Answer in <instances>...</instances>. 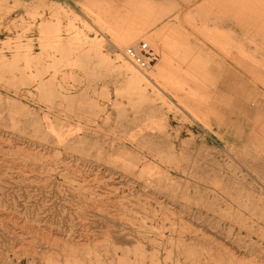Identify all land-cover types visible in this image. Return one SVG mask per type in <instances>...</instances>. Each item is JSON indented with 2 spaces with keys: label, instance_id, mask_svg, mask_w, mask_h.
Segmentation results:
<instances>
[{
  "label": "rangeland",
  "instance_id": "1",
  "mask_svg": "<svg viewBox=\"0 0 264 264\" xmlns=\"http://www.w3.org/2000/svg\"><path fill=\"white\" fill-rule=\"evenodd\" d=\"M48 1L0 0V264H218L217 252L264 264V181L239 159L264 149V0H155L193 33L178 53L193 71L182 99L138 98L92 51L79 61L88 29L72 28L69 8L142 68L147 45L165 51L162 28L144 34L142 20L166 27L168 13L148 0ZM82 239L95 243L72 263L58 255Z\"/></svg>",
  "mask_w": 264,
  "mask_h": 264
},
{
  "label": "bare ground",
  "instance_id": "2",
  "mask_svg": "<svg viewBox=\"0 0 264 264\" xmlns=\"http://www.w3.org/2000/svg\"><path fill=\"white\" fill-rule=\"evenodd\" d=\"M49 1L51 2L55 0H49ZM132 1L135 2L136 0H132ZM148 5L152 13H160V11H163V12L165 11V13H168L167 18H170V21L172 20V22L168 24L166 27L159 26V24L162 23V19L159 16H157L156 19L154 20H146V21L142 20V24L144 26L150 25L151 27L148 30L146 26V28H144L141 32H144L145 34V33L150 32L151 30L154 31V30H158L159 28H162V32H163L162 37L164 36L165 51L163 50L162 46L157 47L153 45V43L151 45H147L149 47L148 49L151 50L150 54L153 55V57H150L151 63H152L150 66L146 68H142L141 66L137 65L134 62V60H132V58L130 57L131 54L126 53L127 51L126 42L125 44L122 42L120 43L112 42L109 38H107L106 34L102 31V29L100 27H97L96 24L93 21H91L89 18L86 17L87 20L86 18H83V21H81L82 27L77 25L76 20H79L82 18L79 14L75 12L73 8H69V11L74 15V17L71 19L72 28L75 29L76 32L77 30L81 32L83 27L88 29V33H84L83 37L81 38L83 39L84 42L78 48L79 53L77 54L76 57L80 61L81 58L84 59L85 56L88 58L92 51L100 59L99 63L103 64L106 70H111L113 71V73H117V75H119L120 77L126 80L127 87H129L132 90V93L135 94L138 98H148L152 96H160L161 94H163V91L165 89L170 88L172 90H176V91H172V93L176 97L182 99L181 96L185 95L187 90H189L188 87H190V84L185 81V78H184L185 76L183 75L186 74V72L189 73V71L191 72L193 71L189 69V67H186L189 64L190 59H184V58L178 59V57H180L181 55V54L179 55L178 53L179 51L183 50V48L188 49L191 43L190 38H192L193 33L187 29V27L184 24L185 22L181 18V15L180 16L178 15L177 11L181 13L180 9H174L172 8V6L162 5L155 0H148ZM64 9L68 11L66 8ZM106 10L107 8L102 9V11L107 13V17L108 16L113 17L116 15L119 16V14H116L113 8L108 9L107 11ZM174 13H176V16L174 15ZM258 22L263 23L264 21L259 20ZM225 23L227 24L226 27L232 28L233 27L231 25L232 23H244V19L241 18V19H236V21H233L232 19L228 18L225 20ZM92 31L94 32V35L91 33ZM99 33L100 35H98ZM101 35L108 39L106 43V47L114 54V57H111L102 51L101 49L102 41L97 40L100 38ZM137 37L141 38L142 36L138 35ZM144 42L146 43L147 41L144 40ZM127 52L129 53V51ZM141 52L143 51L141 50ZM143 53L148 54L149 52L145 51ZM137 58L139 59V57ZM153 59H155L154 62H153ZM161 79H168L171 83L174 82L175 84L172 87L170 86L167 87L168 85L166 84L163 85L161 83ZM89 88L90 86L88 85L87 89ZM86 96L89 97V91H86ZM255 96L256 94H253L252 98H249L250 104H256L259 101V98ZM114 104L116 105L117 103H114ZM171 109L172 108H170V110ZM167 118L168 116L164 114V116L161 117V120L163 119L167 120ZM223 126H225V124ZM78 143L83 144L84 142L80 141ZM149 152L151 153L152 151L149 150ZM228 152L231 156L234 153V149L231 145L228 147ZM126 153L128 155H131L132 158H136L139 161L142 158H144L146 154L142 149L135 148V147L133 148L128 147ZM239 159L242 163H244L243 166L248 167L252 172L256 173L264 181V149L260 150L257 155H254L252 157H247V156L239 157ZM122 166L125 167L132 174H135V175L137 174L140 177L144 178L145 182L150 180V178L148 177L151 175V171L144 170L138 173L135 170V166L132 168V166L125 165L124 163H122ZM165 181L162 183L161 181L159 182V188H162L165 186ZM152 182L153 180H150V182H148V185L151 186ZM77 184H78V187L81 188L82 190L83 189L87 190L86 188L87 184L84 181L82 183L77 182ZM82 240H80L79 242L76 241L73 243H71L70 241H64L63 243H59L60 245L57 249L58 255L61 256L62 258H65L67 262L72 263L71 258L73 256H77L76 254L79 251H81L83 248L88 246L89 243L92 244L95 241V240H91V241L83 240L85 242H82ZM86 241H88L87 244H86ZM213 255L216 258V262L218 264H231L233 261V256L231 257V255H228L227 257H223V253L221 252H217ZM33 258L36 259L38 257L36 256ZM58 259H59L58 257L56 256L54 257V255H51V254L49 256L45 254L43 255V261L45 260V263L47 264L57 263ZM5 260H8V259L5 258ZM233 263L234 264H261L258 261L246 260L245 258L234 260Z\"/></svg>",
  "mask_w": 264,
  "mask_h": 264
},
{
  "label": "built area",
  "instance_id": "3",
  "mask_svg": "<svg viewBox=\"0 0 264 264\" xmlns=\"http://www.w3.org/2000/svg\"><path fill=\"white\" fill-rule=\"evenodd\" d=\"M144 47H146V46L144 45ZM142 51L145 52L143 49H142Z\"/></svg>",
  "mask_w": 264,
  "mask_h": 264
}]
</instances>
